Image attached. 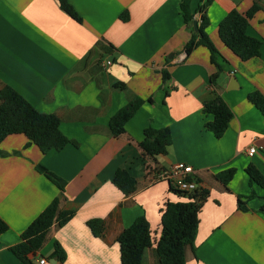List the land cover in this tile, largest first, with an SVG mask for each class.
Wrapping results in <instances>:
<instances>
[{
	"label": "crops",
	"instance_id": "0c3cea01",
	"mask_svg": "<svg viewBox=\"0 0 264 264\" xmlns=\"http://www.w3.org/2000/svg\"><path fill=\"white\" fill-rule=\"evenodd\" d=\"M69 2L82 22L58 0H0V90L11 86L40 112L58 116L69 139L62 150L48 153L23 134L1 143L7 155L0 156V217L9 230L0 239V264H25L11 247L56 197L61 210L75 215L62 227L52 226L42 249L30 255L33 264L41 258L45 264H122L116 238L124 229L144 215L158 240L166 202L189 200L157 177L177 162L193 166L208 191L187 264H264V189L250 185L246 171L252 163L264 174V116L248 100L254 91L264 94V45L259 57L243 61L218 33L232 9L246 13L255 2L264 7V0H214L208 8L207 32L221 70L206 47L185 51L191 32L181 0ZM201 3L191 0L194 13ZM195 17L199 21L200 13ZM248 34L264 41V8L250 19ZM164 70L170 74L165 81ZM219 71L215 86L210 78ZM233 77L236 88L230 89ZM121 82L125 89L116 87ZM218 95L234 113L222 138L205 127L213 116L203 112ZM137 97L145 103L126 132L113 136L110 119ZM149 126L172 132L168 153L156 159L140 147ZM252 146L258 150L250 156ZM38 164L66 180L64 192L38 172ZM229 168L236 174L225 186L216 175ZM118 169L137 179L135 194L115 186ZM239 197L247 210L239 208ZM92 219L104 221L99 237L88 226ZM55 241L66 252L64 262L51 258ZM143 264H160L156 244L145 250Z\"/></svg>",
	"mask_w": 264,
	"mask_h": 264
},
{
	"label": "trees",
	"instance_id": "16d2710c",
	"mask_svg": "<svg viewBox=\"0 0 264 264\" xmlns=\"http://www.w3.org/2000/svg\"><path fill=\"white\" fill-rule=\"evenodd\" d=\"M60 7L72 18L82 22V16L74 9L69 0H58ZM214 0H201L197 12L191 9V0H181L180 8L183 14L186 28L191 32V37L185 45V51L190 54L196 48L206 47L211 53V60L218 68V52L214 42L210 38L207 29L210 20L207 15L208 8ZM263 6L255 2L246 12L240 13L237 9H232L219 23L218 33L223 43L241 60L248 61L259 57L264 41L248 34L250 19ZM200 13L198 21L199 29L194 30L195 14ZM121 19H129L128 12L121 15ZM221 70V68L219 69ZM168 71L163 72L164 81L169 78ZM220 71L213 74L210 81L217 86ZM116 87L125 89V83H118ZM248 100L258 108L264 116V94L254 91L248 95ZM145 103V100L137 97L122 107L109 122L113 136L118 137L126 132L127 122ZM203 112L212 115L213 119L205 123V127L213 132L217 138H222L226 133L229 122L234 116L232 109L221 96H216L213 100L204 104ZM61 120L55 114L40 112L20 93L11 86H5L0 90V145L10 135L23 134L30 144H35L43 153L52 150H62L69 139L60 129ZM173 143L172 132L169 127L156 129L147 127L144 130V139L140 147L144 156L156 159L158 156L166 155L168 148ZM7 155L0 149V156ZM38 172L48 178L60 192H64L67 182L62 177L49 170L47 167L38 164ZM250 177V185L257 184L264 189V174L254 165L250 164L246 169ZM236 174L235 168H229L217 173V179L227 186ZM113 183L125 195L135 194L139 189V182L126 169H118L113 178ZM171 191L180 196H189L186 202L168 201L162 211V233L158 240L154 239L150 223L142 215L136 218L134 223L124 229L116 238L120 247V258L122 264H143L145 250L157 245V252L160 264H187V251L194 249L195 239L200 224V212L203 203L207 199L208 191L202 188L193 193L177 190L170 184ZM253 193L246 197L253 198ZM239 197L238 206L241 210H247V201ZM260 212L264 213V204L260 207ZM75 215L74 210H61L60 198L54 200L30 223L21 235V241L11 247L14 255L25 264H33L30 255H36L44 246L48 233L54 224L62 227L66 225ZM88 226L93 234L101 236L104 231V221L92 219L88 221ZM9 230V225L0 217V239ZM51 258H56L60 262L66 260V252L58 241L54 243V251Z\"/></svg>",
	"mask_w": 264,
	"mask_h": 264
},
{
	"label": "built area",
	"instance_id": "2783aa9c",
	"mask_svg": "<svg viewBox=\"0 0 264 264\" xmlns=\"http://www.w3.org/2000/svg\"><path fill=\"white\" fill-rule=\"evenodd\" d=\"M112 62L107 61L106 65H110ZM258 148L252 146L248 149V154L253 156L257 152ZM160 180L167 181L172 184L177 190L193 193L197 190H201L203 187L197 177L195 168L185 162H177L169 168L160 170L157 174ZM189 198V196H187ZM40 264H45L46 259L41 258Z\"/></svg>",
	"mask_w": 264,
	"mask_h": 264
},
{
	"label": "water",
	"instance_id": "95a60500",
	"mask_svg": "<svg viewBox=\"0 0 264 264\" xmlns=\"http://www.w3.org/2000/svg\"><path fill=\"white\" fill-rule=\"evenodd\" d=\"M198 29H199L198 20H195V21H194V30H195V31H198ZM236 83H237V81H236V79L233 77V78L231 79V81L229 82V85H228V86H230V89L236 88V87H233L234 85L236 86ZM225 88H226V86H225Z\"/></svg>",
	"mask_w": 264,
	"mask_h": 264
}]
</instances>
